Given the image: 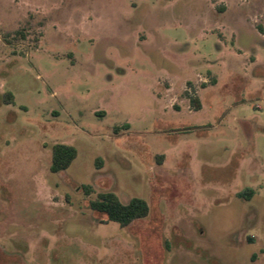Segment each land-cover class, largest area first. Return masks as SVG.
I'll use <instances>...</instances> for the list:
<instances>
[{"label": "rangeland", "instance_id": "374dc122", "mask_svg": "<svg viewBox=\"0 0 264 264\" xmlns=\"http://www.w3.org/2000/svg\"><path fill=\"white\" fill-rule=\"evenodd\" d=\"M0 264H264V0H0Z\"/></svg>", "mask_w": 264, "mask_h": 264}, {"label": "trees", "instance_id": "16d2710c", "mask_svg": "<svg viewBox=\"0 0 264 264\" xmlns=\"http://www.w3.org/2000/svg\"><path fill=\"white\" fill-rule=\"evenodd\" d=\"M260 30L262 31L261 28ZM188 97L194 109H201V103L197 96L188 95ZM2 102L5 104L13 103V95L10 93L4 94ZM76 157L77 150L75 147L66 144H55L52 148L50 171L58 173L67 170ZM83 190L87 196L93 193V188L90 185L84 186ZM254 195H256V190L250 187L238 193V197L246 201L252 199ZM89 207L93 211L106 216L105 223L113 221L118 223L121 228L129 226L133 221L144 218L149 214V205L146 200L133 198L127 204H124L115 194L110 192L98 193L94 199L89 201Z\"/></svg>", "mask_w": 264, "mask_h": 264}]
</instances>
